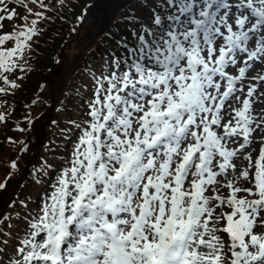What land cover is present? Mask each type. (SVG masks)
Returning a JSON list of instances; mask_svg holds the SVG:
<instances>
[{"label":"snow or ice","instance_id":"1","mask_svg":"<svg viewBox=\"0 0 264 264\" xmlns=\"http://www.w3.org/2000/svg\"><path fill=\"white\" fill-rule=\"evenodd\" d=\"M139 2L147 22L130 14L131 40L82 70L80 118V88L61 102L65 154L33 168L51 190L0 214V264H264V0ZM50 4L0 0V96L31 71Z\"/></svg>","mask_w":264,"mask_h":264},{"label":"rangeland","instance_id":"2","mask_svg":"<svg viewBox=\"0 0 264 264\" xmlns=\"http://www.w3.org/2000/svg\"><path fill=\"white\" fill-rule=\"evenodd\" d=\"M79 1H83V0H73V2L71 0H65V4L67 5L66 7H63V10H65L66 12L64 14H62V16H71L74 14L75 11V3L79 2ZM131 4V3H130ZM18 11H20L21 13L24 12L23 8L22 9H17ZM124 12V11H123ZM61 18V16L59 17ZM128 23H124L123 26H126ZM13 26L8 27L7 29L10 30L12 29ZM116 31L111 30V28L109 29V31L104 34L102 37H100V34H93L92 31L87 30V35L85 37H81V39H77V38H69L68 40H66V45L62 48V52L65 53L64 54V60L66 62H75L79 57L78 55L81 54L83 60H82V64L80 66V72L82 74L81 79H85V81H88V83H91L88 75L86 73H84L82 70L86 67H92L95 68L97 71H99V67L100 65L103 63V61L101 60H92L90 59L91 56L90 54H82V50H83V46H90V49L88 51L92 52V57H97V55L99 53H103L105 48L108 47L109 45H111V47L113 49L116 48V44L114 43V41L110 38L111 36L115 35ZM126 36H128L129 40H131V35L130 33L127 31L125 33ZM100 37V38H99ZM116 39H119V35H116ZM73 42H75V47L74 49H72V44ZM82 42V45H81ZM87 50L84 49V51ZM75 74V73H74ZM251 75V73H250ZM73 75H68L67 77H72ZM39 80V81H38ZM33 82L30 84H27V82L24 84L23 82L20 81L21 84V91L19 92L18 95L15 96H19L21 97V99L33 94V92L37 91L42 83V77L40 76H33ZM62 78L61 75H59V73L57 72V68L54 70V72L52 74H49L47 76V86L46 88H43L42 90L46 91V95H48V93H51V89H50V82H51V86L54 90H58L60 89V87L62 86ZM71 79H67L66 80V90L64 92V90L59 93L57 95V97L55 98V103H59L61 104L62 101H65V94L69 93L70 90L74 89V88H80V91L82 90L81 88V83L79 82L78 85L76 84H72L71 83ZM65 84V81H64ZM48 92V93H47ZM83 99L82 98H74L71 100L67 101V104L70 108H73V113L72 118L73 119H79L78 114L80 112H82L84 109H82V103L84 100V97L87 96V93H83ZM2 107H0V113H3L6 115V122H0V157L3 158L1 164H0V183H3L5 180V177L9 175V173L11 172V177H15L17 173H19V169H22L21 166V162L23 161L25 164L29 163L30 165H33V162L29 161L28 159H35V157H33L32 155L40 153L43 149V154L46 156L47 153H49L50 151L47 149H49L51 147L50 144H53L52 141H57V137L59 134L58 128L56 124H53V121H57L59 124L60 128L65 127V117L62 116V111H61V107H58V105H56V107H54L52 110H50V108H37L35 109V113L32 115L31 120L28 121L27 126L29 125V123L31 121L36 122V125H39L40 123L44 124V128H42L41 126L37 127L36 130H30L27 128V126L25 125L24 129L26 130V132H28L29 134V138L30 139H36V140H40V135L44 134V142L47 145H44L42 147V143L41 145H36L35 147V152L32 153V155L28 152H22L21 150H19L21 148V146L18 144L17 139L15 137L14 134V127L16 125L17 120L20 117L19 114V103L17 101H5L2 102ZM253 108L255 110H259L264 108V103H256L253 105ZM9 138H11L12 140H15L17 143L13 144L11 142H9ZM69 146V145H68ZM59 149V148H58ZM61 155H64V152L62 151V149H60L58 151ZM39 159V158H38ZM12 160H16L18 168L15 171H9L10 169V162ZM26 167L24 166V169ZM18 183V181H10L8 183L9 187H15L16 184ZM7 189V188H6ZM4 190V194L7 192V190Z\"/></svg>","mask_w":264,"mask_h":264},{"label":"trees","instance_id":"3","mask_svg":"<svg viewBox=\"0 0 264 264\" xmlns=\"http://www.w3.org/2000/svg\"><path fill=\"white\" fill-rule=\"evenodd\" d=\"M83 6V2H77L75 5L74 15L65 18L63 22H54V30L51 33H47L46 29L43 30L42 35H40L38 38V42L34 45L35 52L31 54V59L29 61L31 65V71L40 77H43L45 73L51 71L53 68L52 62L58 57L65 41L71 37V24L74 21V27H76V21ZM129 15L130 13H126L123 17H121L113 31H116V33L118 32L122 35V31L126 33L127 29L123 28V24L128 23L125 18ZM142 17H144V15ZM60 64L62 65L63 70H68L72 66L75 68L73 65L74 62L71 63L61 61ZM78 64H80V62Z\"/></svg>","mask_w":264,"mask_h":264},{"label":"water","instance_id":"4","mask_svg":"<svg viewBox=\"0 0 264 264\" xmlns=\"http://www.w3.org/2000/svg\"><path fill=\"white\" fill-rule=\"evenodd\" d=\"M131 0H96L88 6L84 12L83 22L80 23V32L90 30L93 34H102L119 12L124 9Z\"/></svg>","mask_w":264,"mask_h":264}]
</instances>
